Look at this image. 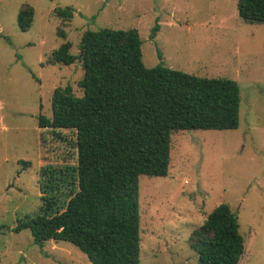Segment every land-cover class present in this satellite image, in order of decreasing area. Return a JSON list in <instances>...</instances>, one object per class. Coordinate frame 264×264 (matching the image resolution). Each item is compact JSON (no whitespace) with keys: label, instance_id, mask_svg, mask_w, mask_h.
Returning a JSON list of instances; mask_svg holds the SVG:
<instances>
[{"label":"rangeland","instance_id":"rangeland-1","mask_svg":"<svg viewBox=\"0 0 264 264\" xmlns=\"http://www.w3.org/2000/svg\"><path fill=\"white\" fill-rule=\"evenodd\" d=\"M236 2L0 0V264H91L68 241L40 248L28 229H11L38 211L44 167L54 171L61 207L76 188L74 132L56 138L38 127V117H51L56 87L83 94L80 59L48 61L66 42L77 55L83 33L99 28H136L147 67L232 79L240 88L237 128L173 131L167 175L139 176L140 264H196L189 236L220 203L237 215L244 238L238 264H264V23L241 19ZM24 4L34 10L26 31L18 25ZM58 7L73 13L60 18Z\"/></svg>","mask_w":264,"mask_h":264},{"label":"trees","instance_id":"trees-1","mask_svg":"<svg viewBox=\"0 0 264 264\" xmlns=\"http://www.w3.org/2000/svg\"><path fill=\"white\" fill-rule=\"evenodd\" d=\"M237 13L248 23H264V0H237ZM60 18L70 7L54 9ZM33 7L18 12L23 31L33 21ZM159 26L151 30L154 38ZM60 35L65 36L63 29ZM142 41L136 28L85 31L77 55L56 52L48 62L70 64L80 59L78 81L83 94L70 86L56 87L51 117L39 115L38 127L62 139L74 132V188L63 207L54 195V171L49 166L34 214L17 219L11 231L28 229L42 248L46 241H68L91 264H140L139 176H166L171 133L177 130L235 129L239 125L240 88L226 78H208L142 60ZM67 49V50H66ZM1 230V228H0ZM189 246L196 264H238L244 238L237 215L226 203L209 212L192 231Z\"/></svg>","mask_w":264,"mask_h":264},{"label":"crops","instance_id":"crops-1","mask_svg":"<svg viewBox=\"0 0 264 264\" xmlns=\"http://www.w3.org/2000/svg\"><path fill=\"white\" fill-rule=\"evenodd\" d=\"M223 20H224V19H223ZM221 22H223V21H221ZM155 37H156V35H155ZM155 37H154V38H155ZM154 38H153V39H154Z\"/></svg>","mask_w":264,"mask_h":264}]
</instances>
